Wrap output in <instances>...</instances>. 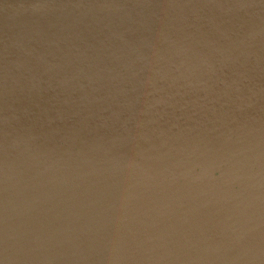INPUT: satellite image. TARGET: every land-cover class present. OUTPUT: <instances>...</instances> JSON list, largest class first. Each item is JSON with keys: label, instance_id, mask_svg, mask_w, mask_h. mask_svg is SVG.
<instances>
[{"label": "water", "instance_id": "water-1", "mask_svg": "<svg viewBox=\"0 0 264 264\" xmlns=\"http://www.w3.org/2000/svg\"><path fill=\"white\" fill-rule=\"evenodd\" d=\"M0 264H264V0H0Z\"/></svg>", "mask_w": 264, "mask_h": 264}]
</instances>
